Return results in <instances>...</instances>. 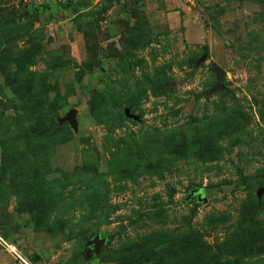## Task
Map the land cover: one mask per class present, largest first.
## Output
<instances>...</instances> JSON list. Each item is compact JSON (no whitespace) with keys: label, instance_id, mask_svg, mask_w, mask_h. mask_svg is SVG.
<instances>
[{"label":"rangeland","instance_id":"374dc122","mask_svg":"<svg viewBox=\"0 0 264 264\" xmlns=\"http://www.w3.org/2000/svg\"><path fill=\"white\" fill-rule=\"evenodd\" d=\"M48 101L65 138L34 152L30 106ZM249 197L264 0H0V264H22L7 244L30 264H164L197 237L220 264H264Z\"/></svg>","mask_w":264,"mask_h":264},{"label":"trees","instance_id":"16d2710c","mask_svg":"<svg viewBox=\"0 0 264 264\" xmlns=\"http://www.w3.org/2000/svg\"><path fill=\"white\" fill-rule=\"evenodd\" d=\"M50 102L48 105L46 103ZM48 102H37L30 106V115L35 116V122L33 125H30V128L26 132L27 136H31L33 141H35L34 145H30L34 152H39L38 150H43L48 148L47 145H53V143L59 142L63 139V131L64 125H59L56 118L53 114H49V110L51 108V101ZM109 112L116 117L119 118L123 116L121 107L117 106L116 104H112L110 106ZM107 109V107H105ZM108 113V109H107ZM233 123V122H231ZM233 125V124H232ZM234 128L229 126V128L225 127L224 131H230ZM40 135V136H39ZM38 136V137H37ZM45 136V137H43ZM43 138L49 140L48 143L43 141ZM65 138V137H64ZM26 141L29 140L28 137H25ZM32 141V140H31ZM31 144V143H30ZM264 201L260 200H252L249 197L241 210L242 214V224L246 225L253 221L262 211H263ZM185 237H189V234H186ZM199 246L195 249L194 253H188L184 255L178 254H168L164 257L163 263L164 264H220L223 260L220 255L217 253L212 252L210 246L205 244L200 237L194 239ZM240 245V244H239ZM238 245V246H239ZM257 249H259L260 254H264V243L258 245ZM223 252V251H221Z\"/></svg>","mask_w":264,"mask_h":264},{"label":"water","instance_id":"95a60500","mask_svg":"<svg viewBox=\"0 0 264 264\" xmlns=\"http://www.w3.org/2000/svg\"><path fill=\"white\" fill-rule=\"evenodd\" d=\"M215 72L217 75V80L218 83L216 85V89H221L222 88V82H223V70L221 69L220 66L215 67ZM75 114L76 110H72L65 118L61 120V122L64 121H69L72 123L73 126H76L75 122ZM101 241L96 239L95 241H91L88 243L87 248H86V253H85V258L90 259L92 258L95 254L98 253V249L100 247Z\"/></svg>","mask_w":264,"mask_h":264},{"label":"built area","instance_id":"2783aa9c","mask_svg":"<svg viewBox=\"0 0 264 264\" xmlns=\"http://www.w3.org/2000/svg\"><path fill=\"white\" fill-rule=\"evenodd\" d=\"M189 1V0H188ZM0 241L2 242V240L0 239ZM5 243V242H4ZM7 244V243H6ZM7 246L10 248V250H11V252L15 255V257L16 258H18L19 260H20V262L22 263V264H30L20 253H19V251L15 248V247H13V246H11V245H8L7 244Z\"/></svg>","mask_w":264,"mask_h":264}]
</instances>
